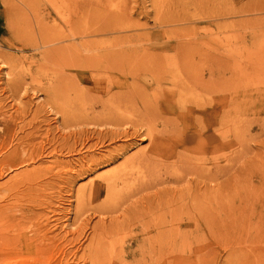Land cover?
<instances>
[{"label": "rangeland", "instance_id": "1", "mask_svg": "<svg viewBox=\"0 0 264 264\" xmlns=\"http://www.w3.org/2000/svg\"><path fill=\"white\" fill-rule=\"evenodd\" d=\"M44 1L0 0V162L32 131L40 154L0 176V264H264V0H92L113 27L96 35L78 0ZM204 63L220 65L217 95L195 78ZM115 90L132 100L108 111ZM215 104L219 122L200 109ZM23 168L43 171L33 191ZM213 201L215 224L179 219Z\"/></svg>", "mask_w": 264, "mask_h": 264}, {"label": "bare ground", "instance_id": "2", "mask_svg": "<svg viewBox=\"0 0 264 264\" xmlns=\"http://www.w3.org/2000/svg\"><path fill=\"white\" fill-rule=\"evenodd\" d=\"M44 1V0H43ZM75 1V0H74ZM90 1H92V0H78L76 3H74L73 5V13H74V15L77 17V19L79 20V22H80V24H81V26H82V31L85 33V34H94V35H96V33H103L105 30H111V29H113V27H110L111 25H109V27L110 28H106V27H103L102 25L103 24H101V23H99V18H96V17H94L95 16V13H94V11H93V9H86V6L88 5L87 4V2H90ZM39 2V1H38ZM45 2V1H44ZM43 2V3H44ZM42 3V4H43ZM90 4V3H89ZM39 5H41V4H39ZM67 6V5H66ZM88 7V6H87ZM41 9V8H40ZM70 9V8H69ZM71 9H72V7H71ZM70 9V10H71ZM71 12H72V10H71ZM68 13V12H67ZM71 16V15H70ZM98 16V15H97ZM103 18V17H102ZM107 25V26H108ZM103 27V28H102ZM88 29H89V31H88ZM114 29L116 30V29H122V28H120V27H114ZM112 31V30H111ZM73 32V31H72ZM72 37V36H71ZM98 50V49H97ZM118 53V52H117ZM115 55V54H114ZM113 55V53H111V52H106V53H102V54H97L96 56H95V59H97V60H100L101 62L102 61H107L108 59H111V57L112 56H114ZM121 55V54H120ZM91 56V55H90ZM206 56V55H205ZM89 57V56H88ZM118 57V56H117ZM189 57V56H188ZM214 55H210L209 56V59H213L214 60V62H215V59H217V58H215L214 59ZM185 58V57H184ZM115 59V58H114ZM116 60H117V58H116ZM122 59H120V60H118V61H121ZM114 61V60H113ZM210 61V60H209ZM219 61V60H218ZM117 62V61H116ZM122 62V61H121ZM186 62V61H185ZM216 62H217V60H216ZM119 63V62H118ZM207 64V63H206ZM205 63L204 64H202V65H200L199 67H198V70H197V73H198V71H201V73L198 75V77H195L196 78V80L198 81V83L201 85V87L203 88V90H209V92H213V91H215V95H217L218 94V92H219V82H220V77H221V69H220V65L219 64H216L215 63V65H214V69H215V72L208 66V65H206ZM102 65V64H101ZM101 65H98V66H101ZM186 65V64H185ZM103 66V65H102ZM104 67V66H103ZM102 67V68H103ZM110 67V66H109ZM121 69V68H120ZM124 70H125V68H123ZM102 70V69H101ZM104 70H106V69H104ZM110 70V68L107 70V71H109ZM111 70H112V68H111ZM110 70V71H111ZM116 70V69H115ZM124 70H122V72L124 71ZM121 71V70H120ZM108 74V73H107ZM123 75H124V73H123ZM133 77V76H132ZM155 79H156V77H155ZM114 81V80H113ZM116 81V80H115ZM112 82V81H111ZM132 82H134V81H132ZM157 83H160V80L159 81H157ZM134 84L132 83V86H133ZM42 87V86H41ZM213 88H214V90H213ZM110 89H111V87H109L108 89H107V91L106 92H110ZM133 91L134 92H132V98L133 99H135L136 97L137 98H143V100H146V97L143 95V90H142V88L141 89H139V88H135L134 86H133ZM104 91V90H103ZM105 92V93H106ZM101 93V92H100ZM100 97V96H99ZM125 100H132V99H124L123 98V94L121 93V92H118L117 90H115L114 92L112 91L111 92V94H110V97H108L107 98V100H103V101H100L99 100V103L102 105V107H104V108H106L108 111H112V110H115V108H118L119 106H122V105H120V103L121 102H123V101H125ZM217 102H218V100H217ZM219 103V102H218ZM159 105L160 106H162V107H165V109L167 108V107H169V106H171V103H170V101L169 100H164L163 102H161V103H159ZM201 109V111H202V113H203V116H205V117H207V119H208V117L210 116V114H212V116H214L213 118L215 119V122H219V119H220V115H219V113H218V111H219V108H218V106L215 104L214 105V107L210 110L211 111V113H208V111L206 110L207 108H205V107H203V108H200ZM187 112H188V110H187ZM208 113V114H207ZM199 114H200V112H199ZM210 118V117H209ZM212 119V118H211ZM213 120V119H212ZM207 121V120H206ZM206 126V125H205ZM184 131H186V130H184ZM196 131V130H195ZM194 131V132H195ZM37 131H32V132H29V133H26V135L25 136H23V137H21L20 139H18L17 141H19V142H17V145L15 144L14 146H13V148H12V150H11V152H9L8 153V155H7V157L5 158L6 160H5V162H4V160L3 161H1L0 162V176H2L6 171H8V169L9 168H13V169H18L19 167H23L24 165H26L29 161H31L32 162V160L36 157V155L35 154H37L36 153V147H34V143L33 144H30L29 142H31L32 141V139H34V133H36ZM150 132V131H149ZM157 132V131H156ZM155 132V133H156ZM152 134V133H151ZM159 135H161V134H159ZM203 135V134H202ZM45 137V136H44ZM152 137V136H151ZM14 138V137H13ZM18 138V137H17ZM16 138V139H17ZM157 138V137H156ZM180 138H181V135H180ZM183 139V141L184 142H186V141H190V140H192V136L190 137V135H185V137H183L182 138ZM30 140V141H29ZM158 140V139H157ZM217 140V139H216ZM9 143L11 144V140L9 141ZM9 144V146H8V148H7V150L9 151V149L12 147V144L10 145ZM220 141L219 140H217V144H216V146H214L215 147V149L218 151L219 150V148H220ZM7 150H5V151H7ZM54 150V149H53ZM4 151V150H3ZM7 151V152H8ZM38 151V150H37ZM43 150H42V148H41V150L39 151V152H42ZM180 153V152H179ZM4 154H6V153H4ZM39 154V153H38ZM172 154H173V156L175 155L174 154V152H172ZM40 155V154H39ZM44 155H45V153H44ZM177 155V154H176ZM208 156V155H207ZM204 158V157H203ZM36 159H38V158H36ZM218 159H219V156L217 155V162L215 163L216 164V167L218 168ZM34 162H35V159L33 160ZM218 165V166H217ZM33 167V166H32ZM36 168H38V167H36ZM32 169V170H27V168L26 169H22L21 171H17V172H14V173H16V174H14V178H16L15 180H17V179H24V181H25V184H28V183H26V181H29V186H28V188H26V186H24L26 189H30L31 191H33L32 189H34V188H32V187H30L32 184H31V182L33 181V182H35L36 183V181H34L36 178H39V176H37V174L39 175L40 174V171H41V169ZM40 168V167H39ZM42 168V167H41ZM220 168V167H219ZM5 171H4V170ZM29 169V168H28ZM43 169H45V167L43 168ZM3 170V171H2ZM209 170V169H208ZM41 172H43V171H41ZM218 172V171H217ZM35 173H37L36 174V176H35ZM43 174V173H42ZM44 176V175H43ZM11 178V177H10ZM118 179H120V178H118ZM117 180V178H115V177H111V178H109V179H106V180H104V181H106L105 182V185L104 186H102V187H104L105 189L107 188H109L110 186H111V184L114 182V181H116ZM6 181V180H5ZM4 181V182H5ZM8 181H10V180H8ZM18 181V180H17ZM23 181V182H24ZM3 182V183H4ZM32 182V183H33ZM13 183H15V182H13ZM18 184H20L19 183V181L17 182ZM17 183H15V185L17 184ZM11 185H12V183H10ZM16 185L15 186V188L17 187V186H19V185ZM5 185V184H4ZM103 185V184H102ZM6 186H8V185H6ZM1 187H3V186H1ZM12 187H13V185H12ZM20 187V186H19ZM41 187V186H40ZM5 188H7V187H5ZM18 188V187H17ZM21 188V187H20ZM32 188V189H31ZM39 188V187H38ZM11 190L13 189V188H10ZM21 190H22V188H21ZM25 190V189H24ZM20 191V190H19ZM19 191H15L17 194H18V192ZM37 191V190H36ZM36 191H34V192H36ZM95 190H94V188H91L90 189V192L91 193H95L94 192ZM11 191H9V193H10ZM21 192V191H20ZM19 192V193H20ZM28 192H30V191H28ZM14 192H12V194L11 195H13L14 196V194H13ZM32 193V192H31ZM21 194V193H20ZM23 194V193H22ZM25 194V193H24ZM28 194V193H27ZM16 195V194H15ZM218 195V194H217ZM216 195V196H217ZM17 196V195H16ZM15 197V196H14ZM216 198H220V196H217ZM201 200H203V199H201ZM215 200V199H214ZM221 201V200H220ZM203 202H205V201H203ZM214 202V201H213ZM215 202H219V201H215ZM214 202V203H215ZM202 203V202H201ZM210 203V202H209ZM200 204V203H199ZM206 205H208L207 203H205ZM221 205H222V202H220V203H215V209L213 208V207H210V206H207L208 208H210V209H203L204 207H205V205H204V207L203 208H201V205L199 206V207H197V209H198V212H197V214H194V216L192 215V213H190V211H189V207H186L184 210L182 209V211L183 212H185V213H182V216L179 218V219H183V221H193V222H195V223H198V224H203V225H206V224H215V222L217 221V220H219L220 219V216H221ZM20 206V205H19ZM211 208H213L212 209V213H210L211 212ZM169 210V209H168ZM167 210V211H168ZM174 210V211H173ZM172 211V212H171ZM171 211H169L171 214H169V215H172L173 214V216H176V217H179L177 214V212L179 211V210H176V209H174L173 207H172V210ZM8 213V212H7ZM10 213V212H9ZM164 213V212H163ZM167 213V212H166ZM1 215V214H0ZM23 216V215H22ZM172 216V217H173ZM28 217V216H27ZM176 217H173L174 219L173 220H175L176 219ZM31 218V217H30ZM29 218V219H30ZM12 219V218H11ZM170 219H171V217H170ZM178 219V218H177ZM20 220V218L18 219V221ZM23 220V219H22ZM162 220H164L165 221V219H162ZM150 221H152V220H150ZM172 221V220H171ZM177 221V220H176ZM166 222V221H165ZM168 222V221H167ZM170 222V221H169ZM23 223V222H22ZM156 223V222H155ZM171 223V222H170ZM16 224V223H15ZM20 224H21V222H20ZM157 224V223H156ZM37 226V225H36ZM171 227V226H170ZM11 229V228H10ZM9 229V230H10ZM32 229V228H31ZM165 229H167V228H165ZM6 230V229H5ZM21 231L23 230V229H20ZM37 230V229H36ZM45 230V229H44ZM0 231H1V229H0ZM24 231V230H23ZM31 231V230H30ZM33 231V230H32ZM160 231V230H159ZM20 232V231H19ZM19 232H17V233H19ZM35 232V231H34ZM157 232V231H156ZM1 233H3V232H1ZM0 233V234H1ZM44 233V232H43ZM47 233V232H46ZM46 233H44V234H46ZM158 233V232H157ZM37 234V233H36ZM3 235V234H2ZM15 235H18V234H15ZM160 235L162 236V233H160ZM24 235H22V236H17L16 238H19V239H21L22 237H23ZM32 236H34V234L32 235ZM36 236V235H35ZM42 236H44L43 234L40 236L41 237V240H42ZM159 237V236H158ZM164 237V236H163ZM44 238H46V236H44ZM23 239V238H22ZM39 240V237L37 238V237H29V238H27L26 236L24 237V239L23 240H21L20 241V245L22 246V245H37L38 247H40V250L41 249H44L43 247L45 246V244L46 243H41V242H37V243H35L36 242V240ZM48 239V238H47ZM160 239H162V238H160ZM158 241V240H157ZM19 242V241H18ZM165 242V241H164ZM158 243V242H157ZM161 243H163V241L161 242ZM166 243V242H165ZM160 244V243H159ZM56 245V244H55ZM164 245V244H163ZM160 247H161V245H160ZM59 249V248H58ZM161 249V248H160ZM47 250V249H46ZM45 250V251H46ZM60 250H61V248H60ZM159 250V249H158ZM162 250V252H160L159 251V263H160V261H162L163 260V257L165 256V249H161ZM152 251H153V248H152ZM164 252V253H163ZM67 252H65V251H59L58 250V252L56 251V254L57 255H59V256H61V255H65ZM138 253V252H137ZM162 253V254H161ZM167 253V252H166ZM41 254H45V252H43V251H41L40 252V255ZM54 254H55V252H54ZM145 254V253H144ZM144 254H142V255H144ZM133 255V254H132ZM139 255V254H138ZM146 255V254H145ZM56 256V255H55ZM66 256V255H65ZM61 258V257H60ZM138 259V258H137ZM140 259V258H139ZM143 259H144V257H143ZM150 259V258H149ZM157 259H158V257H157ZM230 259V258H229ZM233 260L235 261V259L233 258ZM232 260V258H231V260H228V261H226L225 262V264H248V259H247V261H241V260H237L236 262H234ZM245 260V259H244ZM132 261V260H131ZM130 261V262H131ZM155 261V260H154ZM250 261V260H249ZM42 262V261H41ZM134 262V261H133ZM135 262H136V259H135ZM147 262V261H146ZM234 262V263H233ZM259 262V261H258ZM143 263V262H142ZM141 263V264H142ZM149 263V262H148ZM253 263H255V262H253ZM252 263V264H253ZM261 263V262H260ZM27 264V263H26ZM132 264V263H131ZM147 264V263H146ZM150 264V263H149ZM258 264V263H257Z\"/></svg>", "mask_w": 264, "mask_h": 264}]
</instances>
